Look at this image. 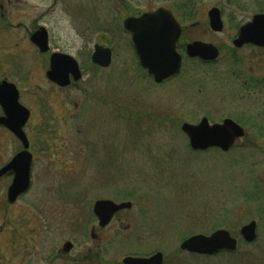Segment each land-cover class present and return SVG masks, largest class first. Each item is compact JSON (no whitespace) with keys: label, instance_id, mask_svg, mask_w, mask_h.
Masks as SVG:
<instances>
[{"label":"rangeland","instance_id":"rangeland-1","mask_svg":"<svg viewBox=\"0 0 264 264\" xmlns=\"http://www.w3.org/2000/svg\"><path fill=\"white\" fill-rule=\"evenodd\" d=\"M50 2H41L38 11ZM225 3L73 0L79 9L70 13V31L61 32L70 33L67 42L84 76L67 92L41 93L39 102L31 99L36 129L31 136L40 141L34 182L19 206L8 211L27 226L16 239L1 237L2 264H122L127 256L158 251L165 254L164 264H264V134L257 132L264 123L258 111L250 103L231 106L224 92H215L212 68L188 57L179 76L156 84L144 76L122 27L128 15L179 6L182 18L183 10L199 9L197 17L181 22L185 39L220 41L221 35L208 26V11ZM50 20L65 24L60 7ZM95 43L113 48L109 67L91 62ZM44 109L48 118L39 113ZM203 117L211 123L226 117L243 121L248 136L226 152L195 151L181 125L197 124ZM7 142L10 156L16 144L10 137ZM102 199L133 205L97 229L93 239V207ZM252 220L257 238L247 242L240 229ZM222 228L238 238L235 252L203 256L180 249L185 239ZM68 240L75 248L55 259Z\"/></svg>","mask_w":264,"mask_h":264},{"label":"flooded vegetation","instance_id":"flooded-vegetation-1","mask_svg":"<svg viewBox=\"0 0 264 264\" xmlns=\"http://www.w3.org/2000/svg\"><path fill=\"white\" fill-rule=\"evenodd\" d=\"M43 1L36 0V4H31L29 0H0V191L3 193L0 196V213L3 214L0 216V264H2L1 260L3 259L1 237L5 234L8 236L9 234L10 237L16 239L18 234L23 233L25 226H27L25 225L24 218L10 216L8 215V211L11 207L19 206L24 195L30 190L34 182L33 166L38 156L36 140H39V136L36 137L35 141L31 136V133H35L36 131L35 127H32L35 110L34 106L30 103L31 99L39 102L37 96H41L42 94L44 96L46 93H54L56 91L67 92L73 87H78V83L84 76L82 65L78 57L73 54L70 42H67L70 33L66 35L61 32L70 31V13L73 9L79 8L77 5L74 7L73 0H51L48 9H44L40 13L37 6ZM56 7H60L61 11H63L65 24L56 25L51 23L50 17L53 15ZM213 9L218 10L216 17L220 19V24L212 25L211 23L209 11ZM170 10H172L182 28L177 42V50L182 56L181 72L185 57L195 60L201 65L210 66L212 68V80L214 81L215 92L217 91V94L222 92L227 94H222V96L224 95L225 98L231 100V106L250 103L258 111L256 113L257 118L261 119L264 123V0H226L224 5L212 6L208 11V26L213 33L221 35L220 41L199 39L189 41L185 39L183 36L185 26L181 22L189 19L182 18L175 12L176 9L173 10L171 8ZM198 10L193 9V17H197ZM227 11H230L229 19ZM140 14H131L128 17ZM198 23L195 24L198 25ZM98 28L102 31L103 26L98 25ZM124 31L130 36L129 32L125 29ZM194 42H202L215 47L217 49L216 56L210 58L189 56L187 46ZM97 44L109 47L112 50L113 60L114 52L111 46L95 43L89 54L91 62L95 64L92 61V55ZM68 56L73 57L79 64L80 76L78 78H75L73 64L69 61ZM53 60L56 63L55 69L52 68ZM95 65L96 68H104L97 64ZM140 68L145 77L153 80L141 66ZM51 72H53L51 75L53 78L49 76ZM32 82L35 83L34 88L31 87ZM42 82L46 85H42ZM42 90H45V92H42ZM15 94L17 95V102L29 110L28 120L22 128L28 140L27 149L23 140L5 123V121H8L16 125L21 121V108H13ZM9 106H11L10 114L8 113ZM48 112L46 109L41 112L39 111L41 114L44 113V116H47V118L50 116ZM228 118L234 120L244 128V138L248 136L245 122H239L231 117H226L221 122ZM257 132L263 135L264 125L257 127ZM9 137L16 144V149L10 156L9 152H7ZM24 151L30 153L32 159L30 185L25 192L18 195L12 201L9 198V189L15 180L16 171L14 168H9V166ZM119 212L114 215L111 222ZM95 218L97 219V226H93L91 230V237L93 239L98 236L97 229L107 227L100 225L96 215ZM33 228L35 229V226ZM66 243L71 244L69 250L65 247ZM74 248L75 244L73 241H66L62 250L55 252V259L65 258V255ZM182 251L192 255L212 256L187 250ZM163 256L164 264L166 260L164 253ZM3 261L5 262L4 259Z\"/></svg>","mask_w":264,"mask_h":264},{"label":"water","instance_id":"water-1","mask_svg":"<svg viewBox=\"0 0 264 264\" xmlns=\"http://www.w3.org/2000/svg\"><path fill=\"white\" fill-rule=\"evenodd\" d=\"M217 9L209 11L212 25L220 24ZM123 26L131 35V42L141 66L154 79L156 83H163L177 76L181 71L182 56L177 50V42L181 35V25L173 12L165 7H159L153 11L143 12L139 16L127 17ZM189 56L215 57L217 49L202 42L190 43L187 46ZM69 61L73 64L75 78L80 76L78 62L71 56ZM92 61L101 66L108 67L112 62V50L97 44L92 55ZM56 63L52 61V68ZM55 71V70H53ZM53 72L49 74L52 75ZM51 78H53L51 76ZM14 107L22 110L21 121L16 125L5 121L8 127L18 135L28 147V140L22 128L29 117V110L17 102L14 95ZM7 110V107H6ZM11 106L8 107V113ZM8 122V123H7ZM182 131L189 139L191 149L206 151L210 148H219L222 151L230 150L236 141L245 135L244 128L232 119H225L221 123H210L204 117L199 123L185 122L181 126ZM31 155L27 151L20 153L10 164L9 168L16 171L15 180L9 189L10 200H15L18 195L25 192L30 185ZM131 202L116 203L112 200H97L93 211L101 226H107L114 215L120 210L131 208ZM242 238L247 242H253L257 238V222L252 220L240 229ZM238 238L234 237L227 229H218L210 235L196 234L185 239L180 248L190 252L215 255L222 251L235 252L238 249ZM67 250L71 244L66 243ZM162 252H156L148 257L127 256L123 264H163Z\"/></svg>","mask_w":264,"mask_h":264},{"label":"trees","instance_id":"trees-1","mask_svg":"<svg viewBox=\"0 0 264 264\" xmlns=\"http://www.w3.org/2000/svg\"><path fill=\"white\" fill-rule=\"evenodd\" d=\"M179 7V6H178ZM176 8V12L177 11H179V9H180V7L179 8ZM178 13V12H177ZM182 14V16H184L185 18H187V19H192V17H193V9H191V10H188L186 13L184 12V10H183V13H181Z\"/></svg>","mask_w":264,"mask_h":264}]
</instances>
